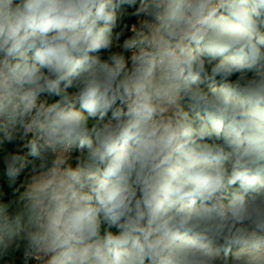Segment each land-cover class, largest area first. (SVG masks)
<instances>
[{"label": "clouds", "instance_id": "1", "mask_svg": "<svg viewBox=\"0 0 264 264\" xmlns=\"http://www.w3.org/2000/svg\"><path fill=\"white\" fill-rule=\"evenodd\" d=\"M0 264H264V0H0Z\"/></svg>", "mask_w": 264, "mask_h": 264}]
</instances>
